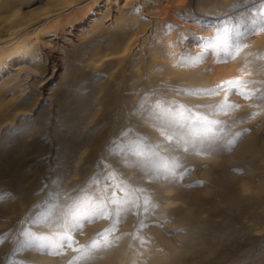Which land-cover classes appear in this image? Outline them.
<instances>
[{
  "label": "bare ground",
  "instance_id": "bare-ground-1",
  "mask_svg": "<svg viewBox=\"0 0 264 264\" xmlns=\"http://www.w3.org/2000/svg\"><path fill=\"white\" fill-rule=\"evenodd\" d=\"M97 1L99 0H0V130L8 128L6 135L16 125L21 130L17 136L19 146L10 155V162L15 164L16 158H24L23 153L36 146L38 136L48 134L47 125L52 122L50 116H53V135L60 151L58 187H79L81 179L78 176L85 171L88 173L89 168L93 171L102 148L107 142L111 146V141L114 142L119 137L118 129L128 126V118L135 122L139 120L143 134L155 139L156 143H161L164 138L158 130V118L179 119L181 113L208 116L209 119L218 120V127L223 128L226 133L216 147L218 154L192 153L188 157L191 156L194 162L200 163L203 178L208 177L207 180L214 186L208 188V198L201 191L192 193L190 190L193 189L188 188L186 193L181 191L182 194L184 192L187 196L196 197V210H200L196 213L192 212L194 208L191 209V203L189 206L186 200L175 201L171 188H164L160 191L164 198L163 208L165 212L175 214L172 216L176 217L175 224L188 215L219 227L227 220L216 215L217 210H222L228 217L232 215L240 219L238 227L243 226L247 236L264 238V220L261 216L264 214V103L244 99L233 93L228 86L229 81L242 79L252 82V89L259 88L264 92V31H257L256 34L251 32L252 21L259 20L261 9H264V0H102L103 5L97 9L99 13L86 18L85 13ZM111 9L113 13L103 21L106 18L104 13ZM140 13H145V19L140 17ZM241 16L244 23L240 25V31L248 34L237 40L235 30ZM66 18L70 21L66 22ZM48 23L53 25L49 26L46 34L48 37L44 39V51L37 48L36 40L25 42L27 37L24 36L35 33ZM73 28L77 29L76 32L68 35L66 31ZM236 42L246 45L238 54L234 48ZM234 54L233 59L231 57ZM50 64L53 71L46 78L44 73L51 68ZM9 65L12 67L7 71ZM57 66L61 68L59 74H56L60 82L48 91L45 86L54 77ZM28 71L46 78L38 80L36 90L31 94L21 83L27 76L24 73ZM246 72L251 74H244ZM41 88L44 89L41 91ZM41 99H45L47 105L36 112L34 107H37ZM226 103L236 107L223 114L220 109ZM46 107H53V111L43 114ZM181 107L185 112H180ZM23 115L27 118L13 123ZM110 152L112 154L114 151ZM120 157L123 158V155ZM6 160L7 158L2 161ZM9 165L11 164L7 166ZM5 167L1 168L6 169ZM10 168L12 167H7V171ZM16 170L9 172L17 174ZM67 192L64 194L67 195ZM71 193L73 190L69 194ZM176 194L181 196L179 192ZM59 195H62L61 190ZM214 199L217 202H212ZM62 204L67 203L62 201ZM8 206L5 208L8 209ZM258 211L263 214L257 216ZM5 213L3 214L6 216ZM91 222L88 221L87 228L96 225ZM170 226L167 222L164 227ZM165 231L162 228L156 232L171 254L179 252V246ZM217 232H211L212 240L201 244L203 252L200 256L181 254L178 258L174 253L176 258L169 264H238L234 262L233 256L230 257L234 253L230 250L237 248V244L229 243L228 238L234 235L228 237L226 233L227 236L224 233L219 235V230ZM239 246L242 247V244ZM241 247L238 248L240 252L245 246ZM165 259L155 257L149 259L148 264H167L168 260ZM255 261L252 264H264L259 262L261 260Z\"/></svg>",
  "mask_w": 264,
  "mask_h": 264
},
{
  "label": "rangeland",
  "instance_id": "rangeland-1",
  "mask_svg": "<svg viewBox=\"0 0 264 264\" xmlns=\"http://www.w3.org/2000/svg\"><path fill=\"white\" fill-rule=\"evenodd\" d=\"M102 5H103L102 0L95 2L93 5V8L91 10H88L85 13L86 18L87 16H90L91 14L93 15V14L99 13L97 12V9ZM83 8H86V7H83ZM112 10L113 9L107 10L104 13L105 17L111 16V14L113 13ZM145 16H146L145 13L144 14L140 13V17L145 19ZM107 18L108 17L104 18L103 21H106ZM65 21L69 22L70 19L66 18ZM52 25H53L52 23L42 25L40 27L42 29L35 31V33L27 34L26 36H24V37H27L26 38L27 40H25V42L27 41L31 42V41L36 40L38 44L37 48L42 49L44 51L45 50L44 39L48 37V35L46 34H48L47 31L49 29V26H52ZM76 30L77 29L73 28L71 31L68 30L70 32L66 31V33L68 35L70 34L73 35L76 32ZM36 32L40 34H36ZM11 67L12 65L7 66L6 70L9 71ZM50 67L51 68H48V70L44 73V76H46V78L52 74L53 68L51 64H50ZM60 71H61V68L57 66V70L55 71L54 77L50 79L47 86H45V88L48 91L50 90V88H53L54 86H58L60 79L58 76H56V74L57 73L59 74ZM24 75H27V76L24 77ZM24 75L22 76V78L24 77L23 81L21 82L22 86L27 88V92L29 94L34 93L36 90L35 85L37 84L38 80L42 78V75L36 76V75H33L29 71L25 72ZM46 78L43 77L42 79H46ZM43 89L41 88V91ZM44 101L45 99H41L39 103L36 105L37 107H34V110H36V112H39L44 106L47 105V103H45ZM184 110L185 109L181 107L180 112H185ZM52 111H53V107H46L43 114H48V113H51ZM183 116L187 117V116H190V114H187V115L184 114ZM25 118H27V116L23 115L19 117L18 119L16 118L13 123L15 124L18 121L25 119ZM48 118L49 116L46 117V119ZM50 119L52 122L49 125H47L48 126L47 129L49 130V132H47L48 134L46 136L39 135L40 137L38 136L39 139H38V142L36 143V146L30 148L29 150H27V152L23 151L24 158H20L22 156H19V158H16V161L18 163L14 160V162H16L17 164L12 163L13 162L12 160H11L12 162H10L9 157L12 154V152L16 151L15 148L19 146L18 144L19 141L17 140V136L18 134H20L21 130L18 129V125L14 126L11 132H9L7 135L6 133H7L8 128L0 130V161L3 164L6 163L5 165H3L0 162V176H1L0 178V208H1L0 212L6 210L5 211L6 213L1 212V215H0L1 217L0 219L1 221H3V222L0 221L1 222L0 228L2 227L0 229L1 230L0 231V264H119L120 262L123 264H132V263L148 264L149 259H153L155 257L156 258L158 257L166 258L165 260H168L167 264H169L174 259V257L176 258L175 254H177L178 258L181 256V254L182 255L185 254L189 256L191 254V257L200 256L203 252V249H202L203 245L201 244H204V242H209L210 240H212L211 237L213 233H216L218 230H219V235L222 233L224 234L226 233L228 237L230 235L235 236V237L232 236L234 238L232 237L228 238L229 243L233 242L234 244H237L236 246L237 248L230 250V251H234V253H232L230 257L232 256L234 257L235 263L241 264L245 260L247 262L245 261L244 264H252L254 263L255 260L257 261L261 260L259 262H262V263L264 262L263 260L264 259V238L247 236V234L244 233L245 231H244L243 226L238 227V225L240 224L239 223L240 219L238 217L234 218L230 214H229L230 217H228V215L225 214L226 212H223L222 210H217L216 215L219 214L218 216H221L220 218H223V217L227 218L226 220L227 224L224 222L225 224L223 223V225H220V227L218 225L213 226L211 225V223L204 222L201 218H196V217L193 218V216H188V215H185V217L180 218L178 220V223L175 224L174 221L176 220V217H172V216H175V214L174 213L170 214V213L165 212V209L163 208L164 205L162 203L164 198L161 196L162 189L164 188L166 190H170L171 188V191L175 194V196L177 195V197L174 196L175 201H185L186 200L189 206L191 203V209L194 208L192 212H195V213L200 211L199 209L196 210V208H198V206L195 204L196 197L193 195H190V196L185 195L184 192L186 193L187 188L189 190L193 189V190H190L192 193L193 191L196 192V190L201 191V193H203L208 198L207 190L210 186H214V184L211 181L209 182V180H207L208 177L203 178V174L201 173L200 163L197 162L198 163L197 164L196 161L194 162L191 156H189L190 158L188 157V155H191L192 153L194 154L195 152H191L190 154L184 153L181 151L179 153H174V155H179L180 153H182L180 154V157L182 158L183 156V158L180 160V163L183 165V167L178 170V172L183 174L182 177L177 176L176 178L172 179L171 182L169 180L160 179L152 183H149V181L146 178H144L145 169H138L137 167L134 166L133 162L135 161V158L136 160H144V161L150 160L151 154L145 151L142 155H140L141 157L140 156H128L126 155V153H124L120 149H119L120 153H118V148H119L118 146L120 144H124L127 146L138 144L140 145L139 146L140 148L142 145V148L146 149L148 146H154L155 144H157L156 143L157 141L153 139L152 137H150L149 135L143 134V132L141 131L142 129L139 126L140 124L138 122L139 120L138 121L136 120L135 122L132 119L133 121L132 122L131 119L128 118V122H127L128 126L120 127L118 129L119 137H117V139L115 138L114 142H112L113 140L111 139L112 140L111 146H110V142H107L102 148L101 150L102 152H100L102 154H99V157L93 167V171L92 169L89 168V171L91 172L87 171L88 173H86L85 171L84 174H81L78 176V178L81 179L79 182L81 187L77 186L74 188L73 187L70 188L67 186L61 189L60 187H58V184L60 183L58 180L60 177V174H59L60 172L59 144L58 142H56V137L53 135L55 133V129H53L55 127V124L53 123L55 118L53 116L52 117L50 116ZM133 130L135 131L137 130V131L135 132ZM140 132H142L143 136ZM106 146L108 147L106 148ZM159 149L160 148L153 147V150L156 152H161V149L160 151ZM110 151L112 152L117 151L116 152L117 154L113 152L112 154H116V155L112 156V154H109L111 153ZM105 154L109 156L106 157ZM121 154L123 155V158L120 157L122 156ZM161 154L165 157L166 161L170 162V156L167 152H161ZM201 154H204V153H201ZM215 154H218L216 150L213 152L212 155H215ZM117 155H120V156H117ZM143 155H145L146 157ZM207 155H210V154H207ZM117 157L119 158L117 159ZM6 158H7L6 160L7 162L2 161V160H5ZM187 158L189 159L187 160ZM127 159L129 162L127 161ZM124 160L126 162H123ZM31 162H33L34 164L33 163L31 164ZM121 162H123V164H121ZM8 164H11V165L7 166ZM15 165H17L18 167ZM106 165H107V168H106ZM3 166L4 167L6 166L5 167L6 169L1 168ZM7 167L8 169L9 167H12L10 168L11 170L13 169L16 170V168H18V171L20 172L16 170L17 174L14 172L10 173L9 171L11 170L7 171L8 170ZM3 170H6L7 172ZM85 174H86V177H85ZM147 175H155V172H153L152 170H148ZM13 177L14 178L16 177L18 181L14 179ZM107 177H110L111 179H108L106 181ZM2 178H3L2 180L3 182L1 181ZM85 179H87L86 182H85ZM6 181H7V184H6ZM143 181L147 183L145 184L143 183ZM92 184H95V185L93 186ZM117 184H120L122 187L124 186L123 187L124 189L126 188L124 192L115 193V195L119 199L123 200L126 195H128L130 199L134 198L135 196H139L141 195L140 193L132 192L131 189L144 188V189L149 190L145 194L149 195L152 202L156 204L157 206L154 209L151 206H149V211L147 213L143 212L140 209H133V211L123 212L118 220L112 218L114 216L113 208L115 206L111 204L110 200H112V196L114 192L113 185L115 186ZM55 187L59 189L57 190ZM90 187H93V188H90ZM160 187H161V190H160ZM66 189L67 190L70 189V190H68L67 192ZM71 189L73 190V193H71L72 195L69 194L70 192H72ZM157 189L159 192L157 191ZM60 190L62 191V195H59ZM155 190L157 191V193ZM181 191H184L183 192L184 195L181 193ZM64 192H67V195L68 194L70 195L69 196L70 199L69 197H67V195H65L66 193L64 194ZM177 192H179L181 196L179 194H176ZM10 193L14 197H12V195L10 196ZM15 196H16V199L20 198L19 200L21 201L14 199ZM64 196L67 198L65 199L68 201L64 199ZM2 197H6V198L4 199ZM215 200L217 199H214V201L212 202H217ZM17 201H18V204H17ZM62 201L63 203H67V204L63 205ZM192 201H193V204H192ZM13 203L15 205H13ZM8 204L10 205L12 204L11 207L12 206L16 207V204H17L18 207L16 208L13 207L14 208L13 210V208L11 209V207H9L10 205L8 206ZM7 206H8V209L5 208ZM125 207H128V206H125ZM2 208L5 210H3ZM7 210L9 211L10 214L8 213ZM102 210L104 212L105 217H109V218H102V220H100V214ZM15 212L16 214H14ZM93 212H95L94 213L95 215L92 214ZM3 213L7 215L5 216ZM17 213L19 215H17ZM86 213L87 214L89 213L91 217L89 218L88 217L89 215H87ZM61 214H62V217H61ZM96 214H99V216L97 217ZM261 214H263L262 211H260L259 215L257 216H260ZM11 215H14L12 216L13 218L11 217ZM82 215H85V216H82ZM92 215L94 216L92 217ZM261 216L263 217L262 220H264V214ZM195 218L197 219V221ZM8 220L13 223L11 222L9 223ZM89 220L92 221L91 223H95L96 225L92 228H87L86 225ZM93 221H96V222L100 221L101 224L97 222L99 224L98 225L96 222H93ZM228 221L231 223H229ZM167 222L171 226L166 228L164 226ZM3 226L5 227L7 226V227L5 228ZM231 227H235V228L232 229ZM237 227L239 229H237ZM94 228L95 230H93ZM162 228L166 230L165 232L167 233V235L173 238L175 244L180 247V248L178 247L179 252H176V253L174 252L175 254L174 253L171 254L168 251V249L165 247L164 245L165 243L163 242V240L160 239V237L157 235V232H156L157 230H161ZM25 233H31L33 236L41 238V240L38 243H36L33 247H25L23 246L24 242L28 239ZM101 233H105L104 237L102 238L100 237ZM69 234L72 236V240H73L71 247L63 243L65 236ZM202 238H205V239H202ZM230 238L232 240H230ZM225 239H227V237H225ZM242 239L244 240V242H242ZM94 240L98 242V246L95 248L91 247L92 242ZM41 244L45 246L41 247ZM62 244L63 246H61ZM105 244H107L106 247L104 246ZM241 244H242V247L244 246L247 247L250 244H253V245H250V249L248 246L246 248L247 250L244 247V250H243L244 253H243V251L241 252L238 251V248L241 247L239 245ZM186 249H189V250L186 251ZM235 250H236V253H235ZM192 253L193 254L197 253L199 255L197 254L193 255ZM235 254L237 256H235ZM170 255L173 257L171 258ZM41 256L42 258H40ZM150 256H154V257L152 258ZM104 257H106L107 261L104 259ZM144 260H146L147 263Z\"/></svg>",
  "mask_w": 264,
  "mask_h": 264
},
{
  "label": "snow or ice",
  "instance_id": "snow-or-ice-1",
  "mask_svg": "<svg viewBox=\"0 0 264 264\" xmlns=\"http://www.w3.org/2000/svg\"><path fill=\"white\" fill-rule=\"evenodd\" d=\"M244 23L243 16L237 20L236 27V37L237 40L241 37H246L248 33L240 31V25ZM253 28L251 30L252 34H256L257 31H264V9H261L259 20L252 21ZM246 47L240 42L234 44L235 53ZM235 58V54L231 57ZM250 75V72L244 73ZM252 82L237 79L228 82V86L231 88L232 92L240 95L244 99L252 100L253 103H264V92H261L259 88L252 89L250 84ZM259 93V95H257ZM236 107L235 105L225 104L220 111L223 114ZM220 122L215 119H209L208 116L200 115L193 113L190 116H183L179 119H162L158 118V130L161 132L164 138V142L157 143L154 146H148L146 149L140 148L138 144H133L127 146L120 144L118 147L121 151H124L128 156H140L145 151L151 154V159L144 160H135L134 166L138 169H145V176L149 183H152L156 180L165 179L171 182L172 179L177 176L182 177V173L178 172L183 165L180 163L182 159L179 155H174V153H179L180 151L184 153L195 152L196 154H210L216 150V147L219 141L222 139V136L225 133L224 129L218 127ZM154 148H160L161 152H167L170 156V162L165 160V157L161 152H156ZM152 170L155 172V175H147V171ZM111 179L110 177L106 178V181ZM125 189L117 184L114 186V192L112 196L111 203L115 206L113 208L114 216L112 218L118 220L123 212L133 211V209H140L143 212L147 213L149 211V206L155 208L157 205L154 204L149 195H146L149 190L144 188H133L132 192H138L141 195L135 196L134 198H129L128 195L125 196L123 200L119 199L115 193L124 192ZM128 206V207H125ZM100 218H109L105 217L104 212L101 211ZM28 239L24 242L25 247H33L38 243L41 238L33 236L31 233H25ZM105 233H101L100 237H104ZM64 244L71 247L73 240L72 236L66 235L64 239ZM45 245L41 244V247ZM63 246V244L61 245ZM98 246V242L94 240L91 247L95 248ZM105 247L107 244L104 245ZM76 250V249H74ZM87 258V257H85Z\"/></svg>",
  "mask_w": 264,
  "mask_h": 264
}]
</instances>
